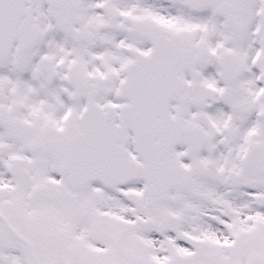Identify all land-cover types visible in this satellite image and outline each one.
<instances>
[{
    "label": "snow or ice",
    "instance_id": "6c2138e0",
    "mask_svg": "<svg viewBox=\"0 0 264 264\" xmlns=\"http://www.w3.org/2000/svg\"><path fill=\"white\" fill-rule=\"evenodd\" d=\"M0 264H264V0H0Z\"/></svg>",
    "mask_w": 264,
    "mask_h": 264
}]
</instances>
